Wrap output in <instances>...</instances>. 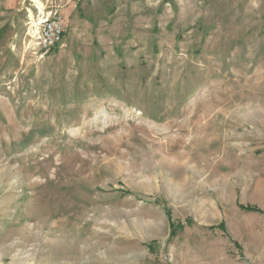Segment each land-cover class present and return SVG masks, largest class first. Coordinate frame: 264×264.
<instances>
[{
    "label": "rangeland",
    "instance_id": "rangeland-1",
    "mask_svg": "<svg viewBox=\"0 0 264 264\" xmlns=\"http://www.w3.org/2000/svg\"><path fill=\"white\" fill-rule=\"evenodd\" d=\"M0 264H264V0H0Z\"/></svg>",
    "mask_w": 264,
    "mask_h": 264
},
{
    "label": "built area",
    "instance_id": "built-area-1",
    "mask_svg": "<svg viewBox=\"0 0 264 264\" xmlns=\"http://www.w3.org/2000/svg\"><path fill=\"white\" fill-rule=\"evenodd\" d=\"M64 33V19L58 12L44 15L39 11L29 22L28 35L36 48L35 53L40 56L60 47L64 41Z\"/></svg>",
    "mask_w": 264,
    "mask_h": 264
},
{
    "label": "crops",
    "instance_id": "crops-1",
    "mask_svg": "<svg viewBox=\"0 0 264 264\" xmlns=\"http://www.w3.org/2000/svg\"><path fill=\"white\" fill-rule=\"evenodd\" d=\"M7 236H8V237H9V236H14V233L8 234ZM15 236H16V239H15V241H13L12 243L15 242V243H17V245H18V244H19V236H18V233H17V232L15 233Z\"/></svg>",
    "mask_w": 264,
    "mask_h": 264
},
{
    "label": "bare ground",
    "instance_id": "bare-ground-1",
    "mask_svg": "<svg viewBox=\"0 0 264 264\" xmlns=\"http://www.w3.org/2000/svg\"><path fill=\"white\" fill-rule=\"evenodd\" d=\"M38 1V0H37ZM13 260H15L14 258H13ZM13 262V261H12Z\"/></svg>",
    "mask_w": 264,
    "mask_h": 264
}]
</instances>
